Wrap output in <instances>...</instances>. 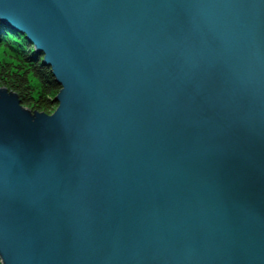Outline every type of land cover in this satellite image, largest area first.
I'll list each match as a JSON object with an SVG mask.
<instances>
[{
	"label": "water",
	"instance_id": "95a60500",
	"mask_svg": "<svg viewBox=\"0 0 264 264\" xmlns=\"http://www.w3.org/2000/svg\"><path fill=\"white\" fill-rule=\"evenodd\" d=\"M60 88L0 85V264H264V0H0Z\"/></svg>",
	"mask_w": 264,
	"mask_h": 264
},
{
	"label": "trees",
	"instance_id": "16d2710c",
	"mask_svg": "<svg viewBox=\"0 0 264 264\" xmlns=\"http://www.w3.org/2000/svg\"><path fill=\"white\" fill-rule=\"evenodd\" d=\"M18 92L21 104L32 111L52 113L59 91L49 68L22 34L0 23V85Z\"/></svg>",
	"mask_w": 264,
	"mask_h": 264
},
{
	"label": "rangeland",
	"instance_id": "374dc122",
	"mask_svg": "<svg viewBox=\"0 0 264 264\" xmlns=\"http://www.w3.org/2000/svg\"><path fill=\"white\" fill-rule=\"evenodd\" d=\"M56 107H57V105L55 104V109H56ZM55 109H54V110H55Z\"/></svg>",
	"mask_w": 264,
	"mask_h": 264
}]
</instances>
